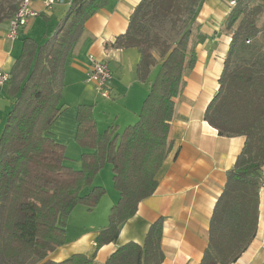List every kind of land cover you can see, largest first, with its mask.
Wrapping results in <instances>:
<instances>
[{"label": "trees", "instance_id": "trees-1", "mask_svg": "<svg viewBox=\"0 0 264 264\" xmlns=\"http://www.w3.org/2000/svg\"><path fill=\"white\" fill-rule=\"evenodd\" d=\"M21 2L1 1L0 27L15 17ZM203 2L141 0L127 31L105 45L107 49L139 51L140 82L148 81L153 68L160 65V69L139 121L121 134L112 128L100 135L93 107H79L76 144L86 150L79 169L70 164L66 147L54 140L50 129L63 111L69 55L86 23L109 0H72L55 33L43 45L32 39L23 41V53L8 82L15 102L0 136V264H98L95 256L83 254L62 262L47 258L66 244L74 209L84 206L91 211L100 204L106 191L95 181L108 164L120 199L111 209L108 227L98 234L97 250L116 243L139 204L154 195L157 174L170 151L174 99L183 87L185 73L196 63L194 54L188 57L189 43ZM263 15L264 0H245L225 22L232 40L219 90L204 118L220 136H243L246 143L227 173L200 264H233L256 236L264 172V55H254L250 42L259 32L257 24ZM168 22L174 43L161 34ZM163 225L161 218L150 226L143 245L129 242L104 264H163Z\"/></svg>", "mask_w": 264, "mask_h": 264}, {"label": "crops", "instance_id": "crops-1", "mask_svg": "<svg viewBox=\"0 0 264 264\" xmlns=\"http://www.w3.org/2000/svg\"><path fill=\"white\" fill-rule=\"evenodd\" d=\"M140 1L109 0L86 23L83 35L69 55L62 91L63 111L50 133L57 143L66 147L70 164L76 169L81 164H76L73 159L86 152L76 144L79 107H93L100 135L112 128L121 134L139 121L143 103L159 72L160 65L152 69L147 82H140L137 78L139 51L135 48L113 50L105 46L114 43L116 37L127 31L130 17ZM71 2L61 0L53 9L46 11L41 0H32L33 8L42 14L31 19L14 42L8 39L9 22L4 23L0 27V71L12 74L23 53L25 39H32L41 46L52 37L49 34L52 27L61 22ZM231 11L226 0H204L195 18L188 57L194 54L196 63L192 70L185 73L183 87L174 99L170 151L157 174L158 187L154 195L139 204L137 214L123 226L116 243L97 250L98 234L108 227L111 209L120 199L112 176V184L105 189L106 193L96 208L89 211L84 206H78L74 209L66 229V244L50 253L48 260L62 262L73 255L83 254L95 256L98 264H104L112 253L129 242L143 245L150 226L162 218L163 264L201 263L208 249L215 205L224 191L227 173L233 169L246 143L243 136H220L218 130L204 118L208 105L219 90V80L230 48L232 35L225 22ZM37 25L42 26L40 40L31 36ZM90 56L107 63L114 75L109 97H104L89 80ZM10 85L0 87V100L3 97L7 100L4 109L7 115L1 117L2 124L15 102L9 94ZM104 202L106 209L100 213ZM233 264H264V186L260 190L256 236Z\"/></svg>", "mask_w": 264, "mask_h": 264}, {"label": "built area", "instance_id": "built-area-1", "mask_svg": "<svg viewBox=\"0 0 264 264\" xmlns=\"http://www.w3.org/2000/svg\"><path fill=\"white\" fill-rule=\"evenodd\" d=\"M46 11L53 9L61 0H41ZM242 0H226L231 10L235 9ZM42 12L33 8L32 0H22L17 14L9 21L8 39L16 41L19 38L22 28L29 24L31 19L41 16ZM249 43V42H248ZM91 71L89 80L95 84L104 97H109V90L114 80V75L107 63L90 56ZM11 80L10 73L0 71V87L5 86ZM264 186V172L262 176Z\"/></svg>", "mask_w": 264, "mask_h": 264}, {"label": "rangeland", "instance_id": "rangeland-1", "mask_svg": "<svg viewBox=\"0 0 264 264\" xmlns=\"http://www.w3.org/2000/svg\"><path fill=\"white\" fill-rule=\"evenodd\" d=\"M1 1L2 0H0V3H1ZM243 1H245V0H242L241 2H243ZM40 20L43 21L44 19L40 18ZM58 24L59 23H56V26L54 25L55 27L54 26L52 27L53 29L49 33L50 36H52V34H53L52 32H54L56 30V28L58 27ZM257 26H258V31L259 32H258V34H257V36L255 38L251 39L250 45L254 48V51H256V52H254V55H259L260 57H263V55H264V15L260 18ZM170 29H171V24L168 22L163 27V29L161 31V34L164 37L168 38L171 41V43H174L175 40H176L175 34H172V31H170ZM41 31H42V26H38L37 25V26L34 27V29L32 31L33 33H32L31 36L34 39H38L39 38V40H40V38L42 36L41 35ZM19 43L22 44L21 41H19ZM240 47L243 50H247V48H244L243 45H241ZM4 96L7 97V99H9V96H6V94ZM6 106H7V100H6V98L4 99V97H3V99L0 100V126L2 124L1 123V117L5 118L6 115H7V113L4 111ZM6 122H7V120L6 121L4 120V122L2 124V129H1L2 132L4 130V127L6 126ZM73 160H75L76 164H78V165L81 164L80 166H82V163L80 162L81 161V156L77 157V159H73ZM112 176H113L112 167L110 165H107L101 170L100 176H97V179H96L97 183L96 184L99 185V186L104 187V189H107V188L109 189L110 184H112ZM104 209H106L105 202L100 207V210H99L100 213Z\"/></svg>", "mask_w": 264, "mask_h": 264}]
</instances>
